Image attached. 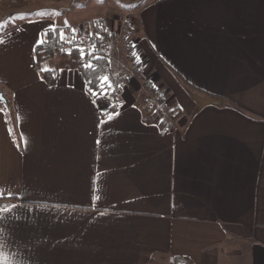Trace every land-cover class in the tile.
I'll use <instances>...</instances> for the list:
<instances>
[{"label":"crops","instance_id":"1","mask_svg":"<svg viewBox=\"0 0 264 264\" xmlns=\"http://www.w3.org/2000/svg\"><path fill=\"white\" fill-rule=\"evenodd\" d=\"M23 3L0 0V20ZM124 14L141 77L98 95L66 55L39 67L36 46L63 26L0 23V205L23 206L3 221L5 256L264 264V0H150ZM109 67L127 71L122 49ZM149 86L176 110L172 130L145 116Z\"/></svg>","mask_w":264,"mask_h":264},{"label":"built area","instance_id":"2","mask_svg":"<svg viewBox=\"0 0 264 264\" xmlns=\"http://www.w3.org/2000/svg\"><path fill=\"white\" fill-rule=\"evenodd\" d=\"M117 24L106 30L85 31L79 30L68 37H63L57 46L51 50L60 54H70L73 51L78 53V63L84 68L97 67L100 61L109 60L110 53L119 48L127 55L128 69L123 74H114L110 69L104 76L109 77V83L103 86L111 91L124 88L131 79L141 77V68L136 57L127 51V41L124 39V33L128 24L131 23V14L119 16L115 20ZM83 52V58H81ZM98 58V59H97ZM91 62V67H85ZM146 108L152 111L153 118L157 123H162L165 128L172 130L174 128V115L165 110L164 98L161 92L146 91ZM176 264V263H174Z\"/></svg>","mask_w":264,"mask_h":264},{"label":"rangeland","instance_id":"3","mask_svg":"<svg viewBox=\"0 0 264 264\" xmlns=\"http://www.w3.org/2000/svg\"><path fill=\"white\" fill-rule=\"evenodd\" d=\"M22 1L24 6L21 8L23 10L21 13H15L3 21L0 20V23L3 22L4 28L23 21L51 19L57 25L71 27L74 29L73 33L76 34L79 30H85L84 25L94 19H112L115 15L132 11L136 7H142L150 0H66L64 2L56 0H16L14 2L20 3ZM58 56L62 57L63 55ZM43 60H40L39 67L43 66Z\"/></svg>","mask_w":264,"mask_h":264},{"label":"trees","instance_id":"4","mask_svg":"<svg viewBox=\"0 0 264 264\" xmlns=\"http://www.w3.org/2000/svg\"><path fill=\"white\" fill-rule=\"evenodd\" d=\"M11 1H16V0H11ZM85 31L93 30V31H98V30H106L107 28V23L106 20L103 18H98L94 19L91 22H88L84 25ZM73 30L71 27H55L49 30H46L44 34V39L43 41L36 46V55H37V60H43L48 57H50L53 53H56V51H52L51 49L55 46L58 45V43L62 40L63 37H67L71 34H73ZM127 31V30H126ZM126 31L124 33V39L127 41L128 47L127 51L129 53L132 52V45L131 43L127 40L126 36ZM69 57L70 61L72 64L78 69V71L81 73L83 76V79L85 81V86L86 90L90 93H93L94 91L98 94L101 93H106L108 90L104 86L103 87H98L101 85V80L100 78L103 77L107 71H109V60L106 59L105 61H100L99 65L97 67H91V68H84L78 63V53L76 51L71 52L70 54H63ZM43 78L45 82L52 86L55 83V71H45L43 73ZM90 82V83H89ZM151 91H155L152 87L149 86ZM176 110L170 111L172 114L175 113ZM145 116L147 118H152L153 119V114L151 110H148L146 108L145 111ZM178 264H188V262L184 259H177L176 260Z\"/></svg>","mask_w":264,"mask_h":264},{"label":"snow or ice","instance_id":"5","mask_svg":"<svg viewBox=\"0 0 264 264\" xmlns=\"http://www.w3.org/2000/svg\"><path fill=\"white\" fill-rule=\"evenodd\" d=\"M83 55H84L83 52H81V58H83ZM85 67H91V62L85 65ZM100 80H101V85H99L98 87H103V85L106 83L108 84V87H111L108 76H103L100 78ZM92 94L96 95L97 93L94 91ZM0 99H2V97H0ZM113 118H114L113 114H109L107 116V120H111ZM106 122L107 121H102V123H106ZM3 195H4L3 189H0V198H3ZM9 195L11 196L12 194L9 193ZM94 199H99V197H94ZM21 207L23 206L22 205H12V206L0 205V240L3 239V233L6 231V228L3 226V221L8 220L9 218H11L12 220L19 219L20 217L16 213H17V210ZM3 247H4V244L0 242V264H10L9 259L5 256L3 252Z\"/></svg>","mask_w":264,"mask_h":264},{"label":"water","instance_id":"6","mask_svg":"<svg viewBox=\"0 0 264 264\" xmlns=\"http://www.w3.org/2000/svg\"><path fill=\"white\" fill-rule=\"evenodd\" d=\"M0 97H2V99H0V102L6 103V100H5V98L3 97V95L1 93H0ZM195 99L202 106L210 105V104H213V105L220 104V101L219 100L213 99V98H206V99H203V98H195Z\"/></svg>","mask_w":264,"mask_h":264}]
</instances>
